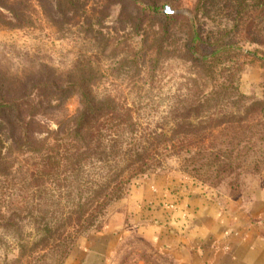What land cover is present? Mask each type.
Wrapping results in <instances>:
<instances>
[{"label":"rangeland","instance_id":"1","mask_svg":"<svg viewBox=\"0 0 264 264\" xmlns=\"http://www.w3.org/2000/svg\"><path fill=\"white\" fill-rule=\"evenodd\" d=\"M0 85L27 103L0 121V264H179L137 232V188L264 189V0H0ZM88 88L125 123L101 149L71 133Z\"/></svg>","mask_w":264,"mask_h":264},{"label":"crops","instance_id":"2","mask_svg":"<svg viewBox=\"0 0 264 264\" xmlns=\"http://www.w3.org/2000/svg\"><path fill=\"white\" fill-rule=\"evenodd\" d=\"M159 186L150 181L131 195L132 221L145 240L179 264H264V189L245 199ZM90 253L69 264H93ZM108 253L98 249L95 264H106Z\"/></svg>","mask_w":264,"mask_h":264},{"label":"trees","instance_id":"3","mask_svg":"<svg viewBox=\"0 0 264 264\" xmlns=\"http://www.w3.org/2000/svg\"><path fill=\"white\" fill-rule=\"evenodd\" d=\"M80 96L82 109L73 120L71 133H74L73 135L79 139L82 138L83 135H88L94 140L97 139V141L100 143L97 148L101 149L103 145L101 140L104 139L102 131L105 129L109 130L118 127L122 128L125 123H114V120H116L114 117L116 113V107L113 105H106L103 102L98 101L97 96L94 94L91 88L80 91ZM26 106L27 103L25 100H11L4 104H0V121H3L4 123H10L14 121L15 123H18L20 127H23L24 123L20 118V114L24 112ZM59 134V132H56L57 136ZM24 135H26V133H24L23 136ZM121 136L122 135H120V138ZM122 139L123 138L111 140L113 142L112 146H118L116 143H119ZM134 151L138 152L137 150ZM123 182L124 178L119 179L118 184H116L112 189H109L110 191L107 193H100L98 190L90 191L88 195V200L91 202L89 209H93L91 211L88 209L84 215H80L76 218L70 216L69 218L71 222L76 221V224L79 228L76 233L89 229L92 226L95 219V213L101 212L103 206L105 205V201L112 199L118 193L120 190L119 185H121ZM103 196L104 198L102 199ZM71 239L73 240L74 237H71Z\"/></svg>","mask_w":264,"mask_h":264},{"label":"water","instance_id":"4","mask_svg":"<svg viewBox=\"0 0 264 264\" xmlns=\"http://www.w3.org/2000/svg\"><path fill=\"white\" fill-rule=\"evenodd\" d=\"M164 13L167 15H171L174 13V11L170 7H165Z\"/></svg>","mask_w":264,"mask_h":264}]
</instances>
